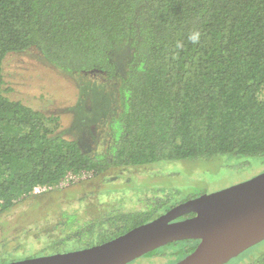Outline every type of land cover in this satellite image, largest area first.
Wrapping results in <instances>:
<instances>
[{
    "label": "trees",
    "instance_id": "16d2710c",
    "mask_svg": "<svg viewBox=\"0 0 264 264\" xmlns=\"http://www.w3.org/2000/svg\"><path fill=\"white\" fill-rule=\"evenodd\" d=\"M30 48L115 87L102 151L6 95L3 59ZM223 153L264 156V0H0V214L71 174ZM193 245L144 256L177 259ZM246 264H264V249Z\"/></svg>",
    "mask_w": 264,
    "mask_h": 264
},
{
    "label": "rangeland",
    "instance_id": "374dc122",
    "mask_svg": "<svg viewBox=\"0 0 264 264\" xmlns=\"http://www.w3.org/2000/svg\"><path fill=\"white\" fill-rule=\"evenodd\" d=\"M120 57L119 53L115 54L116 59ZM62 72L43 59L35 48L10 52L3 59L5 93L11 99L57 115L60 132L76 139L84 151H102L109 142L106 127L109 112L117 103L115 87L105 79H94L95 75L91 74L94 71L73 76ZM79 88L83 93L78 92ZM87 90L91 93L89 97ZM84 99L87 100L85 103ZM263 170L264 156L232 153L118 167L95 180L97 197L74 203H80L79 207L83 208L95 204L97 199L102 201L106 194L115 191L125 201L120 203L116 198L114 206H122L121 209L136 206L141 210L146 208L145 197L163 198L170 194L167 203H173L185 195L210 193L247 180ZM78 187L73 188L75 194ZM167 203L164 202L158 211H162ZM53 209L31 197L0 214V264L53 251L55 247L47 245L53 219H45L52 215ZM72 215L70 212L71 220ZM86 215L78 213L80 219ZM263 249L264 240L228 264H246ZM165 263L168 259L141 256L131 264Z\"/></svg>",
    "mask_w": 264,
    "mask_h": 264
},
{
    "label": "water",
    "instance_id": "95a60500",
    "mask_svg": "<svg viewBox=\"0 0 264 264\" xmlns=\"http://www.w3.org/2000/svg\"><path fill=\"white\" fill-rule=\"evenodd\" d=\"M187 212L195 214L169 222ZM182 238L199 242L172 264H225L263 241L264 170L247 180L178 203L163 215L101 244L1 264H127Z\"/></svg>",
    "mask_w": 264,
    "mask_h": 264
},
{
    "label": "flooded vegetation",
    "instance_id": "af4514ba",
    "mask_svg": "<svg viewBox=\"0 0 264 264\" xmlns=\"http://www.w3.org/2000/svg\"><path fill=\"white\" fill-rule=\"evenodd\" d=\"M105 175L106 173L104 172L99 174H93L92 172H83L82 174L78 175L71 174L68 175L64 180L60 181L57 185L41 187L37 191L33 190L29 197L21 200L23 201L32 197L34 199L40 200V202H42L43 204L50 205L54 208L52 215H47L45 219L49 221L53 219L51 221L52 231L47 237L49 243L47 245H52L55 248H53V251L49 253H43L40 256L50 255L54 253L70 252L87 248L96 244H101L123 234L124 232L135 226L144 224L163 215L169 208L178 203L198 196V194L185 195L184 197L178 198V200L174 201L173 203H167L171 199L170 194H166V196H164L163 198L149 196L145 197L144 199L146 204V208L144 209L139 210L138 208H136V206L121 209L122 206L118 207L114 206L113 204L115 203L116 198H118V201L120 203H122V201L124 202L125 200H123L122 196H117V192L112 191L106 194L105 198L102 201H99L97 199L95 204H88L87 206L80 208L79 204L81 203V201H84L86 198H90L93 196L97 197L98 185L95 184V180ZM76 185H79V187L75 189L78 191L77 194L73 192V188ZM154 199H156L157 201ZM74 202L80 203L75 204ZM164 202L167 203L164 205L165 208H163L162 211H158L161 207H163L162 204ZM18 204L19 203H16L14 206ZM70 212L73 214V220L69 218ZM78 213H86L88 215L83 217L84 219H80L78 217ZM194 214V212H187L170 220L169 222H175L178 220L189 218ZM184 241H192L194 245L190 250L182 254L181 257L179 256L176 259V257L174 256L176 260H174V258L172 257H168L169 255H167V253H164L163 259H160L164 251L162 253H157V255L159 256V260L166 261L168 259L167 264H172L190 253L197 246L199 239L182 238L172 240L153 250H157L163 246L168 247L171 243L176 244L182 243ZM153 250H150L145 254ZM145 254L141 256H144ZM234 258H232L231 260H233ZM134 260L128 263L131 264L132 262H134ZM231 260H229L225 264H228Z\"/></svg>",
    "mask_w": 264,
    "mask_h": 264
},
{
    "label": "clouds",
    "instance_id": "9594fccd",
    "mask_svg": "<svg viewBox=\"0 0 264 264\" xmlns=\"http://www.w3.org/2000/svg\"><path fill=\"white\" fill-rule=\"evenodd\" d=\"M187 39L191 42V43H193V44H195V43H198L199 42V39H200V32H199V30H192L189 34H188V36H187ZM177 48H181V47H183V44H181V43H177Z\"/></svg>",
    "mask_w": 264,
    "mask_h": 264
},
{
    "label": "built area",
    "instance_id": "2783aa9c",
    "mask_svg": "<svg viewBox=\"0 0 264 264\" xmlns=\"http://www.w3.org/2000/svg\"><path fill=\"white\" fill-rule=\"evenodd\" d=\"M37 188H39V186H38V187H36L34 190H37Z\"/></svg>",
    "mask_w": 264,
    "mask_h": 264
}]
</instances>
